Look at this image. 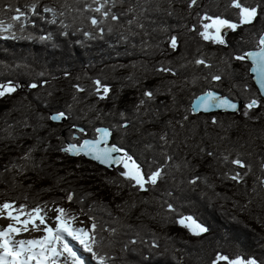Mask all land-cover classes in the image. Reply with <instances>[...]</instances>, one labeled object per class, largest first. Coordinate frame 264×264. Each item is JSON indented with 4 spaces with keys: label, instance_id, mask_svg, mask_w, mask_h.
I'll return each mask as SVG.
<instances>
[{
    "label": "trees",
    "instance_id": "trees-1",
    "mask_svg": "<svg viewBox=\"0 0 264 264\" xmlns=\"http://www.w3.org/2000/svg\"><path fill=\"white\" fill-rule=\"evenodd\" d=\"M237 2L257 9L251 23L233 0H115L117 21L82 11L92 0H0V88L16 87L0 96V204L62 207L95 223L84 264H99L93 253L105 264H264V100L236 58L259 47L264 0ZM91 16L104 23L93 27ZM205 16L243 26L225 44L205 40ZM207 90L244 106L192 115ZM52 113L67 120L52 123ZM99 126L145 178L159 170L157 183L142 190L122 164L109 171L61 152ZM75 127L84 129L78 140ZM186 218L207 231L194 234Z\"/></svg>",
    "mask_w": 264,
    "mask_h": 264
},
{
    "label": "snow or ice",
    "instance_id": "snow-or-ice-1",
    "mask_svg": "<svg viewBox=\"0 0 264 264\" xmlns=\"http://www.w3.org/2000/svg\"><path fill=\"white\" fill-rule=\"evenodd\" d=\"M196 0H191L190 7L195 5ZM93 4L97 5L93 7ZM115 5V0H92V3H86L85 7L82 11H92L100 14L104 18V20L108 19L109 16L113 21L119 20V16L115 13L111 12V9L108 8V5ZM233 6L239 8V14L241 17V23H251L253 19L257 15L256 8H249L247 6H242L237 0H233ZM72 10V9H70ZM80 11L79 9H76ZM45 11L55 12L54 9H45ZM131 11V9H129ZM16 15L12 17L13 20L19 21L22 16L25 14L19 9H16ZM64 15V13H60ZM206 20H210V23H205L203 25L204 31L200 34L203 36L205 40L213 39L218 41L219 43H224L222 39H220L219 33L222 27L235 28L236 25L228 23L227 21L220 18H209L207 16L204 17ZM90 23L93 27H99L104 23V20L100 19L97 16L89 17ZM129 23H133V21H129ZM0 26H2V22H0ZM12 27L9 24L5 31ZM215 28L216 35L210 36L209 29ZM103 31V29H101ZM85 35H89V33H85ZM171 47L173 49L176 48V39L173 37L171 40ZM259 51L246 54L247 57H250L254 64V71L259 73L262 77H264V36L259 38ZM237 59H245L244 56H238ZM197 64H204L203 60H197ZM159 71L169 72L171 69L169 68H161ZM214 80H220V76H214ZM97 91L100 90V81H96ZM31 87H37V84L30 85ZM16 87L9 83L7 86L0 88V96L5 95L6 93L14 92ZM78 90H82L79 89ZM103 92L106 94L108 92L107 87H103ZM262 94H264V82H262ZM146 96L151 97L152 93H145ZM200 102L194 106V110L202 109L203 111H208L210 108H228V109H236V104L231 103L227 98L219 99L213 93H206L202 98H199ZM144 101H141L143 104ZM257 106V101L252 100L247 108L251 109ZM247 115V113H245ZM64 117V113H60L57 115H53L50 118L54 121L61 120ZM187 119V117H185ZM215 123V121H213ZM108 133L105 131L101 138L95 141H84L83 144L79 145H69L61 149L66 153H70L73 155L80 154L81 151L86 155H91L93 159L98 160L102 164L107 163H117L123 164V167L126 169L125 172L122 173L127 179H130L135 182V185L139 186L142 190L145 189V184L151 183L156 184L158 178L161 175L159 170L153 172L150 176L145 178V175L142 174L140 167L135 163L131 162V158H114L112 153L119 151L116 147H100L101 143H106V137ZM211 155V153H209ZM169 159H171L169 157ZM227 159V157L225 158ZM233 164L238 167H245L243 161L239 159H235L231 161ZM231 179L239 182L240 173L232 176ZM195 182V181H193ZM264 183V180L261 181ZM73 194L69 193L68 200L72 201ZM171 208V206H169ZM56 215L54 217L55 227H52L47 221V213L44 208L37 206L36 208L29 209L27 205H19L17 206L15 202H5L0 205V217L10 220L11 222L7 224L6 227L0 229V264H63L61 260L62 257L67 253L68 257H72L74 264H79V260L76 258V253L69 246L67 242V238L71 237L74 240L79 241L80 244L84 246V248L88 251H92V245L88 242L91 240L95 243V237L92 233L96 230V224L93 223L90 229L83 228H75L72 226V222L76 219V217H69L67 211L62 207H57L55 209ZM89 219H92L91 217ZM191 220V218H187ZM37 221H39L37 223ZM181 224H184V221H180ZM192 224L195 225L194 234H199L201 232L207 231L206 228L201 227L199 224H195L192 221ZM31 225V229L29 228ZM190 227V230H193L190 225H185ZM36 231L42 232L43 235L37 238L32 239H20L16 240L15 236L20 235L22 232L28 231ZM96 255L99 264H105V257L99 255L97 253H93ZM224 259L223 256H219L218 260ZM233 264H241V261L236 260ZM248 264H255L254 261H249Z\"/></svg>",
    "mask_w": 264,
    "mask_h": 264
},
{
    "label": "water",
    "instance_id": "water-1",
    "mask_svg": "<svg viewBox=\"0 0 264 264\" xmlns=\"http://www.w3.org/2000/svg\"><path fill=\"white\" fill-rule=\"evenodd\" d=\"M229 31H230V29L228 27L221 29V31H220V37L223 38L224 35L226 33H228ZM262 36H264V33L262 34ZM259 50L260 49L258 47V49H256V50L247 51L245 53V61L250 65L249 74H250L251 80L254 83L255 87L257 88V90H258L261 98L264 100V94H262V82H264V77H262L256 71H254L255 64H254L253 60L250 57H247L246 56V54H248V53L258 52ZM209 92L213 93L219 99L227 98L231 103L236 104V106H237L236 109L233 110V109H228V108H215V107H213V108H210L208 111H203L202 109H196V110H194V106L200 102V99L199 98H202L206 93H209ZM240 104H242V103L241 102H235L233 100H230L228 97L222 96L221 94L217 93L214 90H207L206 92H204V93L198 95L196 98H194L193 101H192V103H191V106L190 107H191V113L192 114H198V113L208 114L210 112H230V113H237L238 112V107H239ZM57 114H60V113H52V114H50L49 119H50V121L52 123L61 124V123L65 122L67 120V116L66 115H64V117L61 120H58V121H54V120H52L50 118L51 116L57 115ZM75 130L77 132L84 133V129H82L80 127H75ZM105 131L108 133L107 137L105 138L106 139V143L102 142L101 145H100V147H102V148L103 147H109V148H111V147L114 146L119 151L112 153V156L114 158H116V157L124 158L126 156V152L124 151V149L120 148L115 143H112L111 144L112 131L109 128L103 127V126L96 127V129H95V137L94 138H85V139H82L78 145L77 144H74V143H66V146L65 147H68L69 145H73V144L74 145H77V147H79V145L83 144V142L86 141V140L87 141H95V140L101 138L102 134ZM73 137L74 138H77L78 136L76 134H74ZM61 152L67 154L69 157H72V158H76V157L81 156V157L85 158L86 160H89V161L95 163L96 165L101 166V167H103V168H105V169H107L109 171H112V170L116 169L118 166H120V164H117V163L102 164L98 160L93 159L91 155L84 154L83 151H81L80 154H77V155H73V154H70V153H66V152H64L62 150H61Z\"/></svg>",
    "mask_w": 264,
    "mask_h": 264
},
{
    "label": "rangeland",
    "instance_id": "rangeland-1",
    "mask_svg": "<svg viewBox=\"0 0 264 264\" xmlns=\"http://www.w3.org/2000/svg\"><path fill=\"white\" fill-rule=\"evenodd\" d=\"M244 24H249V23H244ZM234 25H236L235 23H234ZM243 25H236V27L233 29V28H229L230 29V31L231 30H235V29H237L238 27H242ZM223 28H226V26L225 27H222L221 29H223ZM221 29H220V31H221ZM229 31V32H230ZM228 32V33H229ZM228 33H226L225 35H224V37L223 38H221L220 37V39H222L223 41H224V39H225V37H226V35L228 34ZM209 35L210 36H214V35H216V33H215V28H212V29H209ZM219 36H220V33H219ZM262 36V35H261ZM216 41V40H215ZM216 42H218V41H216ZM221 44H225V42L224 43H221ZM256 49H258V48H256ZM255 49V50H256ZM249 51H253V50H249ZM246 53V52H245ZM245 53H244V57H245ZM246 62V61H245ZM254 84V83H253ZM255 86V85H254ZM215 91V90H214ZM218 93V92H217ZM220 94V93H219ZM230 99V98H229ZM231 100V99H230ZM193 101V100H192ZM238 102H240V101H238ZM192 103V102H191ZM242 103V102H241ZM190 106H191V104H190ZM242 106H244V105H242V104H240L239 105V107H238V112H239V109L240 108H242ZM190 111H191V107H190ZM238 112L237 113H230V112H210V113H208V114H211V113H218V114H220V113H229V114H238ZM198 114H202V113H198ZM192 115H197V114H192ZM124 125L126 126V124H123V127H124ZM103 127H106V126H103ZM108 128V127H107ZM110 129V128H109ZM111 130V129H110ZM76 131V130H75ZM112 131V130H111ZM78 133H80V132H77L76 131V135L78 136ZM112 135H113V132H112ZM74 138V137H73ZM79 138V136L77 137V138H74V139H78ZM83 139H85V138H83ZM82 139H80L79 140V143H80V141H81ZM66 143H73V142H66ZM78 143V144H79ZM75 144V143H74ZM111 144H112V138H111ZM66 146V144L64 145V147ZM63 147V148H64ZM123 165V164H122ZM124 168V167H123ZM125 169V168H124ZM125 171H126V169H125ZM46 213H47V217L49 218L48 219V223L51 225V224H53L54 223V217H55V215L57 214L56 213V211H55V207L53 208H49V209H47V211H46ZM77 220V219H76ZM0 221L1 222H3L4 224H5V227L7 226V224L8 223H10V221L8 220V219H5V218H3V217H0ZM39 221H37V223H38ZM184 223L186 224V225H190L191 226V228L193 229L192 231L194 232V230H195V225L194 224H192V220H188V219H186L185 221H184ZM73 224L75 225V226H77V225H80L81 227L80 228H84V224L85 223H82L81 224V222H78V221H76V222H73ZM196 224V223H195ZM29 227H30V229H31V225H29ZM2 227L0 226V229H1ZM36 233V231H31L30 230V234H35ZM36 235V234H35ZM34 235V237L36 238L37 236H35ZM30 236H32V235H30ZM29 237V236H28ZM66 259H67V257H66V255L64 256V257H62L61 258V260L63 261V264L66 262ZM239 261H241V260H239ZM234 262V261H233ZM233 262H230V264H233ZM241 264H248V262H245V261H241Z\"/></svg>",
    "mask_w": 264,
    "mask_h": 264
},
{
    "label": "bare ground",
    "instance_id": "bare-ground-1",
    "mask_svg": "<svg viewBox=\"0 0 264 264\" xmlns=\"http://www.w3.org/2000/svg\"><path fill=\"white\" fill-rule=\"evenodd\" d=\"M0 226L3 228V227H5V224H4L3 222L0 221ZM72 226L75 227V228H80V227H81L80 225L75 226L73 223H72ZM2 228H1V229H2ZM32 238H35L34 235L29 236V237H26V238L23 237L22 234H20L19 237H16V236H15V239H16V240H20V239L27 240V239H32Z\"/></svg>",
    "mask_w": 264,
    "mask_h": 264
},
{
    "label": "flooded vegetation",
    "instance_id": "flooded-vegetation-1",
    "mask_svg": "<svg viewBox=\"0 0 264 264\" xmlns=\"http://www.w3.org/2000/svg\"><path fill=\"white\" fill-rule=\"evenodd\" d=\"M239 16H240V14H239ZM240 21H241V17H240ZM232 24V23H231ZM237 25V24H236ZM78 140V139H77Z\"/></svg>",
    "mask_w": 264,
    "mask_h": 264
}]
</instances>
